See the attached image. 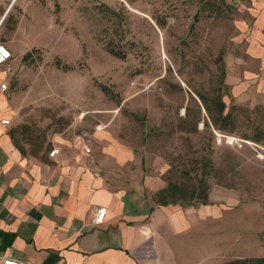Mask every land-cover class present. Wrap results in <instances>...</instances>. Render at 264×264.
<instances>
[{"label":"rangeland","instance_id":"obj_1","mask_svg":"<svg viewBox=\"0 0 264 264\" xmlns=\"http://www.w3.org/2000/svg\"><path fill=\"white\" fill-rule=\"evenodd\" d=\"M27 1L31 4L15 3L1 29L8 34L20 27L11 68L1 70L10 74L11 131L27 155L39 158L54 147L89 148L92 155L96 147L120 142L146 159L154 200L175 175L173 168H197L194 160L213 151L224 170L222 183L232 188L211 179L213 202L177 206L186 213L220 212L189 216L191 227L180 243L197 261L234 245L250 255L263 253L264 146L240 138L228 144L225 138L234 136L212 138L203 125L198 134L171 133L188 106L191 116L197 115V92L220 89L231 106L218 58L235 47L241 33L235 7L227 0H35L42 8L32 9L36 20L31 22L24 16ZM32 44L38 52L27 62L19 60L22 48ZM57 59L74 69L56 67ZM237 79L231 75L229 81ZM100 84L118 97L104 94ZM251 88L238 102L252 105L261 98H255L257 86ZM131 112L147 114L146 127ZM254 117L264 122V111ZM106 162L113 166L111 158ZM137 169L121 168L120 174L132 181Z\"/></svg>","mask_w":264,"mask_h":264},{"label":"crops","instance_id":"obj_2","mask_svg":"<svg viewBox=\"0 0 264 264\" xmlns=\"http://www.w3.org/2000/svg\"><path fill=\"white\" fill-rule=\"evenodd\" d=\"M17 1L0 0V43L13 58L20 27L8 34L1 29ZM227 2L241 16V33L224 57L227 99L250 109L264 106V0ZM35 3L26 2L24 16L27 20L31 16V22L36 20L32 9L42 8ZM34 47H23L19 60ZM3 68L7 67H0V85H9L10 74L2 72ZM231 75L237 81L231 83ZM254 85L259 92L252 94L257 99L261 95L258 102H238ZM9 91L10 86L0 91V264L5 258L26 264H227L264 258V252L250 255L235 245L209 251L203 261L187 255L180 242L191 227L188 217H217L220 212L186 213L177 206H157L143 156L120 142L96 147L92 155L57 147L60 152L54 159L49 152L41 158L24 155L12 138L10 125L2 124L11 121L15 112L7 98ZM108 158L113 161L111 167ZM121 168H139V173L130 181L120 174ZM213 201L211 195L209 202ZM100 208L107 213L98 224Z\"/></svg>","mask_w":264,"mask_h":264},{"label":"trees","instance_id":"obj_3","mask_svg":"<svg viewBox=\"0 0 264 264\" xmlns=\"http://www.w3.org/2000/svg\"><path fill=\"white\" fill-rule=\"evenodd\" d=\"M37 52V49L28 51L23 56L22 61L27 62L29 59H32L34 53ZM224 56L225 52L223 51V54L218 58V71L221 85L227 88L225 84L226 66ZM55 65L65 71L74 69L68 64H63L60 59H57ZM99 88L107 96L118 97L117 94L112 92L111 88L107 85L100 84ZM195 95L199 101V104L196 102L198 110L195 113L197 115L194 117L191 116L192 109L188 106L185 115L180 118L171 133L184 132L188 134H198L200 133L199 127L203 125V130L208 132L212 138L216 133H219L264 146V122L259 118L254 117L261 110L264 111V106L250 109L235 104L232 101H229L231 103V106H229V104L223 99L220 89L215 93L204 94L202 92H197ZM226 97H228L227 94ZM203 112L205 113L203 114ZM146 115L147 114L145 113L139 112L130 113V117L137 121L143 128L146 127ZM243 128H245V130H243ZM152 131L153 133H158L161 130L156 131L155 129H152ZM152 131L145 136L149 137L152 135ZM13 134V131H11L12 138L17 147H19L24 155H27V151L19 144ZM212 153L213 151L198 156L194 160L197 168H194L193 166L191 168L184 166V168L175 167L173 170L171 169L175 175H172L168 179L167 185L156 194L154 199L155 204L157 206L172 205L181 207L208 205L213 187L211 179L218 178V185L229 189L232 188V185H224L222 183L224 180H221V178L222 175H224V170L218 167L216 161L212 158ZM33 154L34 157H38L37 153ZM145 161L146 159L143 158V163H145ZM227 264H264V258L236 260Z\"/></svg>","mask_w":264,"mask_h":264},{"label":"built area","instance_id":"obj_4","mask_svg":"<svg viewBox=\"0 0 264 264\" xmlns=\"http://www.w3.org/2000/svg\"><path fill=\"white\" fill-rule=\"evenodd\" d=\"M13 58V54L10 51V49L3 43H0V67H7L10 68L9 63ZM9 89V86L7 83H2L0 85V91L1 92H6ZM2 124L5 126H9L11 124L10 120H3ZM221 138H223V136L218 135ZM226 142L228 144H238V140L237 138H233V137H226ZM241 143H247V141L244 140H240ZM249 144V143H248ZM250 145H256L254 143H250ZM59 149L57 148H53L51 150V152L49 153V157L54 159L59 155ZM86 154H90L91 150L89 148H86L85 150ZM107 213V209L106 208H100L97 212V216H96V222L98 224L102 223L104 221L105 215ZM3 264H26L25 262H23L22 260H18L15 258H5L3 259Z\"/></svg>","mask_w":264,"mask_h":264},{"label":"bare ground","instance_id":"obj_5","mask_svg":"<svg viewBox=\"0 0 264 264\" xmlns=\"http://www.w3.org/2000/svg\"><path fill=\"white\" fill-rule=\"evenodd\" d=\"M247 143H249V144H250V142H247Z\"/></svg>","mask_w":264,"mask_h":264}]
</instances>
